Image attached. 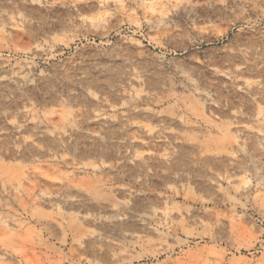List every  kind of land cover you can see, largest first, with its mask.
<instances>
[{
    "label": "rangeland",
    "instance_id": "1",
    "mask_svg": "<svg viewBox=\"0 0 264 264\" xmlns=\"http://www.w3.org/2000/svg\"><path fill=\"white\" fill-rule=\"evenodd\" d=\"M0 173V264H264V0H0Z\"/></svg>",
    "mask_w": 264,
    "mask_h": 264
},
{
    "label": "bare ground",
    "instance_id": "2",
    "mask_svg": "<svg viewBox=\"0 0 264 264\" xmlns=\"http://www.w3.org/2000/svg\"><path fill=\"white\" fill-rule=\"evenodd\" d=\"M207 41H208L209 43H213L214 40H213V39H207ZM192 45L194 46V49H192L190 53H192V54H197V53H198V54H199L200 43H194V44L192 43ZM189 46H190V45H189ZM189 46H184V47H183V50H184V51H189V49H188ZM187 49H188V50H187ZM226 52H227V51H226ZM226 52H224V54H223V53L221 54V55H223V57H222L223 59H227V58L230 56V54H229V53H226ZM230 52H231V51H230ZM190 53H189V55H190ZM233 56H234V55H233ZM220 59H221V58H220ZM223 59H222V60H223ZM222 60H221V62H222ZM215 61H218V60L216 59ZM215 61H214V62H215ZM218 62H219V61H218ZM216 64H217V62H216ZM101 71H102V70H101ZM85 80H86V79H85ZM3 166H4V165H3ZM7 170H8V169H7ZM0 174H1V173H0ZM6 174H7V173H6ZM3 175H4V174H3Z\"/></svg>",
    "mask_w": 264,
    "mask_h": 264
}]
</instances>
